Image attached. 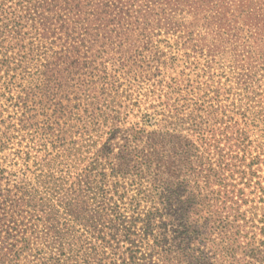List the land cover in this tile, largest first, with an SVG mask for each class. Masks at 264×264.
I'll list each match as a JSON object with an SVG mask.
<instances>
[{
  "label": "trees",
  "instance_id": "obj_1",
  "mask_svg": "<svg viewBox=\"0 0 264 264\" xmlns=\"http://www.w3.org/2000/svg\"><path fill=\"white\" fill-rule=\"evenodd\" d=\"M238 13L261 36L264 0H0V96L14 106L4 120L0 108V152L15 139L13 213L52 250L32 264H264V147L247 130ZM170 37L191 43V75L163 74L153 55L151 88L113 106L133 86L110 73L115 54ZM2 165L0 196L17 172ZM30 236L0 223V264H18Z\"/></svg>",
  "mask_w": 264,
  "mask_h": 264
},
{
  "label": "rangeland",
  "instance_id": "obj_2",
  "mask_svg": "<svg viewBox=\"0 0 264 264\" xmlns=\"http://www.w3.org/2000/svg\"><path fill=\"white\" fill-rule=\"evenodd\" d=\"M237 15L238 27L242 29V34L240 32L238 34L239 41L237 42L240 58H244L245 55L250 53L253 59L251 66H248L247 61L244 62V64L247 65L249 73L252 75L250 80L251 86L249 88V100L247 106L252 111L251 115H254L255 117L250 122L247 130L250 138L254 140L255 144L262 145L264 147V32L259 34L261 36L254 35V38H249L250 35L257 32L256 27L244 24V20L241 17L242 15L240 13ZM25 30H27V28ZM191 49V43L190 45L184 47L182 43L175 42L174 38L170 37L169 46L160 43L154 52H152V54H149L147 51H141V48L138 45H132L130 48H128V52H125L124 54H115L110 64V73L115 76V79L117 80L116 83H123L125 88H127L130 84H133V86H131L132 89L127 91V95L122 94L121 90L118 93H113L112 96H116L113 106H116V104L120 105L119 108H121L123 112H126L130 109V107H132V105H130L132 101L141 99L148 89L151 88V84L155 78L154 74L157 65V62L153 60V55L160 58L159 61L163 62L160 63V69L162 70L163 74L167 75L170 68H174L175 73H171L173 76L179 71L185 72L186 76L191 75L189 63L185 62V54L187 52H191ZM127 57L128 59H126ZM122 58L127 60L124 64H122L120 61ZM173 59L175 60L174 65H171ZM190 60H194V57H191ZM199 61L203 62L200 59ZM134 63L135 65H132ZM215 69H219V67ZM128 70L131 71L129 75L126 74ZM223 70L227 71L228 69L227 67H224ZM85 76L88 77L87 74ZM5 79L6 78H2V81H5ZM95 79L98 86L102 87L103 85L100 79L97 77H95ZM12 80L15 85L20 84L21 86H24L25 84V80L18 78V76L13 77ZM17 88L13 86V89ZM4 90L5 89H3V85L0 83V94H2ZM101 96V98L104 97V95ZM9 100L10 99H8L6 94L0 96V108L3 109L4 114L3 120L14 114V106H12V102H7ZM84 107L85 104H81L82 110ZM88 108V114L94 113L96 111V109H93L91 106ZM96 122L97 120L94 114L92 116L91 127L95 126V128H98L99 126L95 125ZM74 123L76 124V122ZM8 146L9 147L6 149V151L0 152V163H3V167L9 170H15L17 172H15L16 175L8 176L7 178L3 179L1 183L3 196H0V217L5 219L1 220L0 223H3V227L10 228L15 234L24 229H27L28 234H31L30 246L23 251L21 257L18 260V264H32L36 261L34 254L41 252V254L38 256L39 258L43 259L47 258L52 250L47 242L38 233V227L34 226L33 222L30 221L28 212H20L19 215L13 213L12 201L20 194L19 182H21V179L19 172L23 166L19 164L18 160H16V157L13 154V152H15V150L18 148L17 144L15 143V139H12ZM87 156L89 157V159H87L88 163H91L96 159L94 153H89ZM85 171V168H81L80 173H84ZM63 258L64 256L62 259ZM60 264L68 263L62 260Z\"/></svg>",
  "mask_w": 264,
  "mask_h": 264
}]
</instances>
